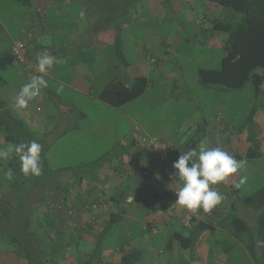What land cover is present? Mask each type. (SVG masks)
Here are the masks:
<instances>
[{"label": "crops", "instance_id": "1", "mask_svg": "<svg viewBox=\"0 0 264 264\" xmlns=\"http://www.w3.org/2000/svg\"><path fill=\"white\" fill-rule=\"evenodd\" d=\"M188 1L201 8L211 7L202 0ZM23 6V11L15 8L16 14L4 20L1 15L5 14L0 10V149L35 140L42 145V174L25 176L19 167V157L12 152L7 158L0 160V188H15L22 177L27 189L22 187L21 193H30L33 189L43 191L38 190V196L29 210L33 212L30 223L26 221L24 224L26 241L20 242L23 245L15 244L19 246V253L26 254V250L36 261L49 260L55 261V264H79L81 260H90V264H116L120 258L119 247H102L99 252L94 253L99 233L108 219L118 220L119 224H124L126 233H131V226L127 222L130 219L138 221L137 212L141 211L144 212V218L138 221L141 229H148L154 234L162 225L169 228L174 220L181 226L187 214L202 218V209L194 214L179 204L174 211L172 207L160 208L165 203L162 199L170 202L173 192L183 182L166 174L153 150L133 137V123L137 128H142L143 124L136 123L130 110L126 109L128 105L153 91L151 85L140 97L120 107L109 105L98 98L104 85L114 77L129 80L135 75H143L150 81L152 78L157 80L163 73L174 74V71L166 68L171 59L168 56L169 47L172 51L176 49L175 39L170 41L169 37L165 41L168 36L159 29L155 36L146 34L141 40L131 32L133 20L140 17L139 22L143 24L151 21L149 17L153 14L148 10L147 0L140 9L136 0L129 3L128 0H33L31 5ZM213 7L218 8L216 5ZM138 10L141 12L138 13ZM164 10L165 0L160 13L155 15H165ZM230 15L231 12L226 9L221 14L224 20ZM184 16L192 18L190 14ZM193 16V21L198 24L195 33H205L202 45L210 49L216 43L224 45V36L214 34L211 17L204 18L211 21V28L207 29L205 25L200 26L198 14ZM5 20L9 21V25L4 24ZM179 28L180 31H185L184 25L180 24ZM219 35L220 38L217 37ZM153 37L156 40L154 42ZM17 39L26 43L27 53L33 60L37 61L47 51L59 61L50 68L49 75H44L48 87L42 89L41 98L30 100L23 109L14 107L17 92L23 84L28 83L20 66L11 62V47ZM173 52L174 56L176 51ZM149 54L161 65L151 63L147 58ZM60 84L64 88L57 93L56 89ZM170 92L171 89L166 87L163 95H169ZM253 97L256 102L258 98L255 95ZM259 100V111L263 112L264 98ZM226 102H214L210 119L204 120L203 131L215 136V140L211 141L212 146L216 143V147L235 158L247 159L241 156L248 154L255 143L249 134L251 128L242 126L235 129L230 124L228 117L236 109ZM148 107L149 103L146 104V109ZM256 109L253 105L254 113ZM167 144L175 151L174 159L169 162L171 170L175 172L172 164L178 158L175 149L177 145ZM99 147H104L100 153L93 151V148ZM260 148L259 152L262 151ZM82 155L86 157L85 160ZM86 164L91 165L88 169L90 173H76L70 178L62 176L63 173L77 171ZM8 169L12 170V180L5 178L4 174ZM135 170H150L156 180L155 185L159 183L161 187L149 186ZM30 178L34 182L27 185L26 179ZM212 188L220 192L218 187ZM41 198L45 203L38 204ZM52 199L61 203L62 207L46 212V201ZM100 204L106 205L107 210L101 209ZM217 208L218 212L224 213L222 204L213 209ZM71 209L75 210L72 216L67 213ZM213 209L205 212L208 217ZM222 218L221 213L216 217L218 220ZM252 228L250 227L254 231L255 228ZM50 229L52 233L48 234ZM227 229L220 222L216 233L210 237L209 244L200 249L202 261L198 264L207 263L204 252L209 254L208 258L212 254L211 264H228L229 252H234L243 259L247 258L249 264H256L244 238L243 241L237 239ZM57 239L61 248L54 249ZM128 245L133 246L130 243ZM21 246L26 249L21 250ZM187 253H179L174 247L169 252L170 259L167 263L184 264ZM145 255L146 252L142 251L136 264H163L165 260L155 257L152 260L150 253ZM191 261L188 264H195ZM17 262L25 264L26 256L15 259L12 263Z\"/></svg>", "mask_w": 264, "mask_h": 264}, {"label": "rangeland", "instance_id": "2", "mask_svg": "<svg viewBox=\"0 0 264 264\" xmlns=\"http://www.w3.org/2000/svg\"><path fill=\"white\" fill-rule=\"evenodd\" d=\"M136 1L137 5H139L138 9L141 8V5L146 4V0ZM129 2H132V0H128V3ZM209 4L211 7L206 6V8H201L188 0H165V15L158 17L153 14L149 17L151 21L145 24L139 22V16L138 20L135 19L132 21L133 26L131 32L133 35H136L138 39L141 40V37H144L146 34L155 36L159 29L162 34L168 36L165 41L169 39V37L170 41L175 39L174 44L176 45V49L173 51H176V53L173 56L172 53L174 52L169 47L168 56L171 59L167 64L168 68H166V70L174 71V74L165 75L163 73L157 80L153 78L150 79V88L153 91H149L144 97L139 98L136 102L132 103V105H128L126 109L130 110L136 123L143 124L142 128H137L135 123H133V137H136L135 139L138 140V142L141 138L145 139L147 142L152 138H160L164 142H168L169 144L172 143L174 146L177 145L178 147L175 146V149L179 156L184 150L188 151L192 148H198L201 141L206 142L209 147H216V143L214 146L211 145V141L215 140V136L208 132L205 133L204 131L197 132V123L200 122L201 119H210V111H212V106L215 105L214 102L217 100H224L227 101V104L229 102L235 106V113L228 117L230 124L235 127V129H240L242 126L251 128L249 134L258 145L260 144V149L263 151L261 158L254 160L241 159L244 161V164L243 167L236 172L238 175V180L236 182L239 181L241 176H246L247 180L239 188L240 193L238 196L236 195L237 197H234V201H238V198L252 194L264 185V111H259L258 106L260 100L258 98L255 102L250 84H247L241 90H223L221 87H206L199 82L197 75L198 68L218 69L220 67L223 46L216 43L213 45V48L210 49L202 45L205 33L204 31L198 34L195 33L194 30L198 24L193 21L195 18L193 15L198 14L200 17V26L202 27L205 25V28L209 29L211 28V21H206L204 18L211 17L212 20L219 19L223 21L224 18L221 16L222 11L225 9L230 11L228 8L221 6L214 9L213 6L215 5L212 3ZM15 8L19 11L24 10L23 4L19 2L14 0H0V10L5 14L1 15V18L4 20L6 17H13L14 14H16ZM140 12L141 11L138 10V13ZM133 14L134 16L136 15L135 8ZM186 14H190L192 18L188 19L184 16ZM218 17H221V19ZM241 19V14L231 12V15L228 16L226 20L240 23ZM5 23L9 25V21L5 20L4 24ZM180 24L185 26V31L179 30ZM219 33L220 32L217 33V31H214V34ZM220 35L224 36L226 39L224 33H220ZM220 35L217 37L220 38ZM128 36L129 34L127 37ZM154 38L155 37L152 38L153 42L156 41ZM173 47L174 46H172V48ZM150 56L154 58L151 54ZM154 60L157 61L155 58ZM153 64L157 66L161 65L158 61ZM166 87L170 88L171 92L169 95L167 94L164 96L163 93ZM151 95L155 97L153 98ZM147 103H149L148 109H146ZM253 105L257 108L255 113L252 111ZM93 109L95 110V108ZM142 143L143 142H141V144ZM103 148H93V151L100 153ZM81 157L84 160L86 158L83 155ZM89 167H91V165L88 166V164H86L79 170L67 171L63 173L62 176L70 178L72 174L76 173L86 175L90 171L88 170ZM168 167H170L169 162ZM166 170L168 173H172L169 171V168ZM26 181L27 185L34 182L33 178H30V180L26 179ZM22 187L27 189L24 178L21 177L17 187L5 186L4 189L0 188V201L4 202V205L0 206V264H13L12 262L15 261V259L18 260L21 258L22 254L19 253L20 250L17 249V245L15 244L26 241L27 234L23 230L24 224L26 221L30 223L31 214L29 215V210L38 196V190L40 192L43 191L40 189H33L30 193H21ZM222 203L229 208L230 203L227 200L222 201ZM100 208L107 210V206L104 204H101ZM72 211L74 215L75 211L73 209ZM137 213V220L142 221L144 212L139 211ZM237 213L246 220L250 227L255 228L256 212L254 209L238 201ZM138 221L130 219V221L127 222L131 226V233H126L124 224L113 225L111 230L106 232L103 238L99 239L103 244V248L116 249L122 244L128 245V243H130L146 252L145 256L150 253L152 260L154 257L158 260L165 259L163 264H168L167 261L170 259V250L167 248V240L173 231L180 228V225L174 220L169 228L162 225L158 227L159 229L156 233L151 234L148 229H141V223ZM227 221H225V223H227ZM225 223L224 225H227ZM51 233L52 230L50 229L48 234ZM206 236L207 237H201L202 243L195 247L196 250L193 253V258L191 257L190 259V261L192 260L191 262H195V264L202 261V256L199 251H201L200 249L203 246L209 244L212 234ZM9 238L11 241H8ZM187 252L186 256L189 261L190 252ZM18 253L21 256H18ZM14 255L17 256L14 257ZM227 255L229 259L228 264H249L247 258L243 259L240 256L238 257L234 252H229ZM204 256L208 259L206 264H211L212 254L210 258H208L209 254L204 252Z\"/></svg>", "mask_w": 264, "mask_h": 264}, {"label": "trees", "instance_id": "3", "mask_svg": "<svg viewBox=\"0 0 264 264\" xmlns=\"http://www.w3.org/2000/svg\"><path fill=\"white\" fill-rule=\"evenodd\" d=\"M23 5L29 6L33 0H15ZM204 2L212 3L216 6L228 8L231 12H237L241 14V22L234 23L227 20H212V29L220 33H224L226 39L223 45V55L220 60V67L218 69L212 68H198L197 75L199 82L206 87H221L223 90H241L247 84L251 85L253 96L256 98H264V0H202ZM164 0H147L148 10L151 14L160 13ZM169 52V51H168ZM147 52L145 53V55ZM150 55V54H149ZM156 62V61H155ZM154 62V63H155ZM43 75V74H40ZM44 76V75H43ZM150 86V81L143 75H135L131 79H120L114 77L108 83L104 85L98 98L103 102L120 107L128 102H131L140 97ZM253 111V107H252ZM204 120H200L197 123V132L203 131ZM221 119H218L220 121ZM139 143H141L139 141ZM167 147L171 150L172 156L169 157L168 162L175 157L174 148H170L165 142ZM143 144V143H142ZM259 145L255 142L253 148L248 154H245L244 158L254 159L259 158L262 151L259 152ZM158 160V159H157ZM159 162V161H158ZM160 163V162H159ZM160 167L165 170L168 175H174V171L170 167L160 163ZM20 167V164H19ZM169 168L168 173L166 170ZM153 177L152 172L147 170ZM22 176V174H21ZM21 178V177H20ZM154 178V177H153ZM144 180V179H143ZM238 180L237 173L230 174L225 181L213 185L219 188L220 193L224 195L230 205L226 207L222 202L219 205H223V211L218 212L217 209H213V212L209 214V217L204 211L199 209V212L203 213L201 217H195L193 214L185 215L182 220V224L178 230L171 233L167 242V248H177V252L182 253L183 251H189L190 257L193 256L196 246L199 245L200 237H207L206 235L216 233V228L220 222L228 228L227 230L239 240L244 238V242L249 252L253 255L256 264H264V246H258L257 241H264V185L261 186L256 192L238 198L243 205L251 207L256 212L255 229L252 231L246 222V220L239 216L237 213V202L234 201L240 189L235 188L233 185ZM145 181V180H144ZM146 182V181H145ZM147 183V182H146ZM164 183V182H163ZM149 186L157 188L159 183L156 185L149 183ZM157 186V187H155ZM181 186V185H180ZM179 186V187H180ZM161 187V186H160ZM159 188V187H158ZM176 190V189H175ZM224 193V194H223ZM237 195V196H236ZM157 196V195H156ZM169 198V197H168ZM156 200V198H155ZM154 200V201H155ZM175 193L173 192L171 201H162L164 207H172L174 211L177 206L175 202ZM49 201H53L49 200ZM49 201H46L48 204ZM233 201V202H232ZM44 199L38 200V204H43ZM45 203V202H44ZM4 202L0 201V206H3ZM225 206V207H224ZM156 209V208H154ZM57 209L53 210L56 211ZM223 214V218L218 220L219 214ZM31 212H29V215ZM228 220V221H227ZM227 221V223H225ZM227 224V225H224ZM119 221L114 218L108 219L105 227L99 233V239L103 238L105 233L111 230L113 225H118ZM221 234L220 231H218ZM8 241H11L9 238ZM57 243L54 245V249L60 246V241L57 239ZM243 241V240H242ZM19 245H23L19 243ZM103 247L100 240L97 241L94 253L99 252ZM19 249V246H17ZM26 248L21 246V250ZM24 252V251H23ZM22 252V253H23ZM26 254H19L18 256H26L25 264H55V261L49 260H34L31 253L25 250ZM16 254V252H15ZM119 261L116 264H136L142 255V250L135 246H129L122 244L119 246ZM24 255V256H23ZM17 256V255H15ZM193 258V257H192ZM49 261V262H48ZM186 259L184 264L189 263ZM79 264H90V260H81Z\"/></svg>", "mask_w": 264, "mask_h": 264}, {"label": "clouds", "instance_id": "4", "mask_svg": "<svg viewBox=\"0 0 264 264\" xmlns=\"http://www.w3.org/2000/svg\"><path fill=\"white\" fill-rule=\"evenodd\" d=\"M57 58L47 51L37 58V71L41 74L47 73L54 63H58ZM48 87V81L43 75L30 78L28 83L23 84L16 94L14 107L23 109L28 106V102L40 96L42 89ZM64 85L57 86V93L63 91ZM156 145L155 142L151 143ZM42 145L35 140L31 142H21L0 149V160H3L14 152L20 161V170L25 175L40 176L42 174L41 160ZM244 161L237 160L233 155L220 147H209L206 142L201 141L198 148H192L181 153L172 164L176 170L174 175L182 181L176 193L175 202L183 206L192 213L199 209L204 212L211 211L219 205L224 197L212 188L226 180L233 173L243 167ZM5 178L13 179L12 170L5 172ZM247 180L246 176H241L238 182L234 183L235 188H240ZM258 246H264V241H257Z\"/></svg>", "mask_w": 264, "mask_h": 264}, {"label": "built area", "instance_id": "5", "mask_svg": "<svg viewBox=\"0 0 264 264\" xmlns=\"http://www.w3.org/2000/svg\"><path fill=\"white\" fill-rule=\"evenodd\" d=\"M147 58L150 60L151 63L155 62L154 58H152L150 55H147ZM11 62L14 64H18L20 66L21 72L27 76L28 82L31 77L41 74L37 71L36 60H33L29 56V54L27 53L26 43L22 39H17L12 44ZM49 74H50V69L47 71V73L43 75H49ZM41 94L39 97L34 98L33 100H39L41 98ZM140 142L145 143L144 145H147L149 148L153 150L160 163L168 166V160L169 157L172 156V153L162 139L152 138L147 142L145 139L141 138ZM152 142H155L156 145H152L151 144ZM135 173L140 175L147 183H153V182L154 184L156 183V180L150 175V173L147 170H135ZM178 190L179 188H177L175 191ZM175 198H176V193H175ZM61 207H62L61 203L49 201L48 205L46 206V211L53 212V210L60 209ZM67 213L68 215L72 216L73 215L72 209L69 210Z\"/></svg>", "mask_w": 264, "mask_h": 264}]
</instances>
